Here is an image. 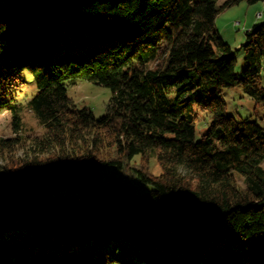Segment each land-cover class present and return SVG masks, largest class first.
I'll use <instances>...</instances> for the list:
<instances>
[{
	"label": "trees",
	"instance_id": "trees-1",
	"mask_svg": "<svg viewBox=\"0 0 264 264\" xmlns=\"http://www.w3.org/2000/svg\"><path fill=\"white\" fill-rule=\"evenodd\" d=\"M241 1L263 0H0V108L14 130L23 110L43 129L0 137V264H264V128L221 96L240 85L264 106V22L245 31L239 73L214 24ZM25 70L37 90L17 98ZM76 79L110 89L103 115L74 105ZM198 111L211 120L194 140ZM104 165L121 176L65 198L3 188Z\"/></svg>",
	"mask_w": 264,
	"mask_h": 264
},
{
	"label": "rangeland",
	"instance_id": "rangeland-1",
	"mask_svg": "<svg viewBox=\"0 0 264 264\" xmlns=\"http://www.w3.org/2000/svg\"><path fill=\"white\" fill-rule=\"evenodd\" d=\"M224 0H217V4H221ZM259 17H256L257 13ZM264 22V0L254 3H246L241 1L230 7L220 11L214 19L215 27L218 34L227 42L235 57V72L239 73L244 65L241 44L245 40V31L255 22ZM152 66L153 62L147 64ZM260 82L264 86V58L261 60ZM23 80L15 88L14 94L17 98H30L34 95L37 88L32 80V76L28 70L22 74ZM68 97L72 100L76 107H89L95 117H100L105 113L106 103L110 97V89L106 86L93 83L86 79H76L73 83L66 86ZM221 96L226 102V112L233 115L236 119L241 120L249 118L255 120L264 128V106L256 104L255 101L246 95L240 85L234 87H226L221 90ZM2 96L0 94V100ZM11 101L9 96H5ZM23 102V101H22ZM11 110L8 108H0V137L9 138L14 136H35L43 133V129L38 125L34 115L28 111H22V125L14 130L11 125ZM210 115L207 112L198 111L197 119L194 124V140L201 138L210 123ZM22 154V150L17 152ZM6 158L0 156V165L4 164ZM140 161L139 155H135L131 160L132 163ZM264 168V160L261 163ZM148 170L152 175H159L162 167L158 162L155 154H150L148 158ZM114 175L121 176V172L113 165H104L92 170H79L67 173L43 175L35 178L18 177L9 179L3 184L5 190H24L37 191L49 189L53 197L65 198L79 193L84 186L92 178L98 179L100 176ZM132 189L135 193H143L151 188V184L144 182L137 177L130 180Z\"/></svg>",
	"mask_w": 264,
	"mask_h": 264
},
{
	"label": "water",
	"instance_id": "water-1",
	"mask_svg": "<svg viewBox=\"0 0 264 264\" xmlns=\"http://www.w3.org/2000/svg\"><path fill=\"white\" fill-rule=\"evenodd\" d=\"M101 177H103V178L106 180V178H105L104 176H100V177H99V183H100L101 185H105L106 183H105V184L101 183ZM106 182H107V180H106Z\"/></svg>",
	"mask_w": 264,
	"mask_h": 264
},
{
	"label": "built area",
	"instance_id": "built-area-1",
	"mask_svg": "<svg viewBox=\"0 0 264 264\" xmlns=\"http://www.w3.org/2000/svg\"><path fill=\"white\" fill-rule=\"evenodd\" d=\"M101 183H103V184L106 183V180L103 177H101Z\"/></svg>",
	"mask_w": 264,
	"mask_h": 264
},
{
	"label": "bare ground",
	"instance_id": "bare-ground-1",
	"mask_svg": "<svg viewBox=\"0 0 264 264\" xmlns=\"http://www.w3.org/2000/svg\"><path fill=\"white\" fill-rule=\"evenodd\" d=\"M260 16V13L258 12L257 14H256V17H259Z\"/></svg>",
	"mask_w": 264,
	"mask_h": 264
}]
</instances>
